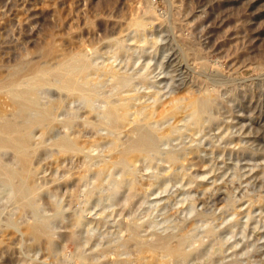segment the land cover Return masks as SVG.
<instances>
[{
    "label": "rangeland",
    "instance_id": "1",
    "mask_svg": "<svg viewBox=\"0 0 264 264\" xmlns=\"http://www.w3.org/2000/svg\"><path fill=\"white\" fill-rule=\"evenodd\" d=\"M152 1L154 7L151 0H0V81L23 62L31 67L55 66L82 53L99 67L131 76L134 92L157 94L161 109L154 115L155 122L174 98L187 102L215 89L216 101L211 121L200 131L161 145V151L196 145L197 158L186 163L183 171L195 183L161 161L152 166L140 162L134 199L124 194L109 198V181L118 177L112 171L105 174L99 192L88 195L93 176L84 185L76 179L86 167L95 169L103 157L114 158L108 144L94 147L88 161L62 159L55 148H39L32 161L40 205L37 215L21 213V201L0 182V264H88L94 260L98 264H168L161 253L151 256L150 251H139L126 242L127 226L132 223L147 243L156 235L174 236L171 246L181 233L191 236L197 246L205 225L217 229L215 239H204L201 255L182 264H264V0ZM136 18L150 24L144 35L152 41L150 45L132 42ZM116 40L125 41L128 50L117 52L110 46ZM49 50L51 56L46 55ZM28 74L25 70L20 78ZM100 82L99 93L113 92L109 79ZM39 94L43 103H60L59 120L76 119L68 130L61 124L53 127L44 136L46 144L66 132L75 134L78 144L87 148L105 138V132L82 126L88 117L82 101L52 87ZM6 97L0 92V113L10 115ZM94 106L100 108L101 103ZM182 121L186 119L177 117L168 123L181 126ZM41 139L40 131H35V142ZM127 141L124 131L118 144L124 146ZM1 158L5 164L15 163L10 152H3ZM153 175L158 180L152 183ZM75 213L84 220L78 228L72 220ZM56 214L60 219L52 218ZM46 217L53 219L49 230L54 254L44 242L33 246L26 233L36 219ZM11 221L15 226L9 227ZM219 243L223 244L220 252Z\"/></svg>",
    "mask_w": 264,
    "mask_h": 264
},
{
    "label": "bare ground",
    "instance_id": "2",
    "mask_svg": "<svg viewBox=\"0 0 264 264\" xmlns=\"http://www.w3.org/2000/svg\"><path fill=\"white\" fill-rule=\"evenodd\" d=\"M151 3L154 7L155 1L151 0ZM152 12L149 11L150 16H152ZM132 27L134 31L131 40L134 44L147 46L152 43V41H148L147 37H144L147 28L150 27L147 20L136 18ZM124 43L123 40H116L111 42L110 46L114 47L117 52H126L128 48ZM51 53L52 51L49 50L46 55L51 56ZM25 70H28L29 74L25 79H21L20 76ZM92 76H96V81L91 79ZM103 78L109 79L113 85V92L107 95H102L96 89ZM142 80L146 81L147 79L144 76ZM131 83V76L109 66L99 67L82 53L72 55L58 62L55 66L31 67L23 62L12 68L6 78L1 79L0 92L8 97L12 112L9 113L10 115L0 113V182L3 189H8L15 195L14 197L21 201V213L30 211L35 216L40 210L37 201L38 195L34 187L36 170L32 167V161L39 148L44 147L55 148L56 155L62 159L80 157L88 161L91 159L90 154L94 147L98 148L105 143L110 146L109 153L115 155L113 159L103 157L99 164H95L97 165L95 169H92L95 166H84L86 168L83 174L76 179L78 184H83L90 174L93 176L94 183L87 191L88 195H95L96 192H99L98 190L103 186L105 174L112 171L117 172L118 177H112L109 181L111 188L109 198L124 194L129 199H134L139 187L137 165L140 162L152 166L155 162L161 161L175 170L178 169L180 174L188 178L191 183L196 182L194 178L183 173L186 163L197 158L199 152L196 145L187 148L172 147L165 151H161V145L175 138L184 137L185 134L192 136L211 121V110L216 104L215 89L188 98L187 102L174 98L169 107L163 111L159 121L155 122L154 115L159 108L161 109V100L158 95L155 93L138 94L131 89ZM46 87H52L61 93H65L71 99L82 101L88 115L82 121V126L93 131L105 132V138L101 142L92 143L91 147L87 148L78 144V138L75 134L66 132L46 144L44 136L53 127L61 124V126L70 128L69 126H72L76 121L75 118L71 117L59 120L57 116V110L60 108L59 102H42L39 92ZM98 101L101 103L100 108L94 106ZM93 116L98 118L96 122L90 120L89 117ZM177 117L185 118L186 121L183 122L182 119L183 124L181 126L168 123L170 119ZM160 122L163 123L162 126L159 125ZM37 130L40 131L42 139L36 143L34 132ZM124 131L128 134V141L124 146H119L118 138ZM3 152L13 154L14 165L5 164L2 161L1 154ZM156 180L158 177L153 175L152 183ZM52 218L58 220L60 216L56 214ZM52 218L36 219L33 224L28 226L26 232L32 239L33 246H38L44 242L50 254H54L55 250L53 234L49 230ZM72 220L77 228L84 224L82 217L76 213ZM14 223L11 221L9 227L13 226ZM216 230L205 225L204 237L200 238L199 241L196 240L197 246L191 242V236L181 233L177 237L176 245L171 246L170 240L174 236L156 235L153 242L147 243L139 237L138 227L132 223L127 226L126 242L134 243L139 251H150L151 256L161 253L163 260H167L166 263L168 264H182L193 258H198L205 244L204 239L210 241L215 239L218 235ZM189 234L191 235V233ZM69 238L76 240V235L70 234ZM222 245L221 243L218 244L217 251H221ZM146 253L149 254V252ZM163 260L161 259V261ZM88 264H98V262L94 260Z\"/></svg>",
    "mask_w": 264,
    "mask_h": 264
}]
</instances>
